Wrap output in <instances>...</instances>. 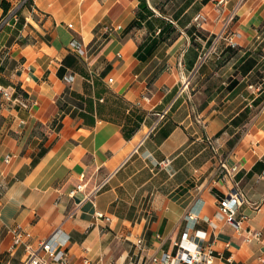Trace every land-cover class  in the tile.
Listing matches in <instances>:
<instances>
[{
  "label": "crops",
  "instance_id": "0c3cea01",
  "mask_svg": "<svg viewBox=\"0 0 264 264\" xmlns=\"http://www.w3.org/2000/svg\"><path fill=\"white\" fill-rule=\"evenodd\" d=\"M28 4L26 22L19 17L0 30V86L29 103L20 110L0 102V264H22L27 246L37 250L56 232L57 240L68 238V264H128L133 257L153 264L152 257L175 253L188 213L207 233L213 264H258L262 248L221 218L218 200L235 186L244 199L236 218L245 216V227L264 240V0L201 3L196 15L205 22L175 25L178 38L145 62L135 58L145 38L124 34L138 0ZM99 32L108 42L89 55ZM227 32L242 50L220 67L212 58L200 62L210 36ZM101 63L110 66L104 79L96 73ZM101 81L115 102L104 99ZM71 92L91 100L92 112L81 116L74 100L64 101ZM221 163L236 168L233 178L221 179ZM16 228L30 237L11 250Z\"/></svg>",
  "mask_w": 264,
  "mask_h": 264
},
{
  "label": "built area",
  "instance_id": "2783aa9c",
  "mask_svg": "<svg viewBox=\"0 0 264 264\" xmlns=\"http://www.w3.org/2000/svg\"><path fill=\"white\" fill-rule=\"evenodd\" d=\"M29 0H21L20 5L24 6ZM222 3V1H221ZM203 19L204 17L201 16ZM18 15L15 11L14 6L10 7L9 10L3 14L0 19V30L3 27H8L11 24L15 25L18 22ZM71 28V25L68 26ZM117 31L121 29L120 26L115 28ZM107 32H110V28H107ZM230 45L235 47V44L230 41ZM71 49L74 50L78 57L85 55L84 50L80 44L73 42ZM201 61V57L199 58ZM66 81H72L71 77H66ZM108 83H112V79L109 78ZM146 99V98H143ZM0 102L7 103L12 108L25 110L29 109V103L27 99L22 97L12 88H3L0 86ZM1 106V104H0ZM1 109V107H0ZM167 112L157 114V121L151 126V131L154 130L160 122L166 117ZM8 162V157H6ZM236 168L228 170L223 163L219 165V173L221 179L233 178ZM101 188L98 187L96 192ZM82 186H77L70 195H73L76 191H80ZM244 202L241 192L234 186L231 187L227 196L218 200L219 215L225 219V222L233 227L235 233L242 236L244 242L260 245L262 253L258 257V264H264V240L262 233L255 230H250L245 227L246 217L241 215L236 218L237 208L240 207ZM97 219L108 218L100 212H95ZM183 220L185 222V231L181 235L180 239L174 243L176 251L174 254L163 253L160 257H152L151 262L153 264H213L214 251L212 245L207 242V233L196 229V218L191 213L184 215ZM57 233L52 235L48 240L42 241L39 244L37 250L30 247H26L27 255L22 264H68V252L66 250V244L68 238L64 235L61 236L60 240H57ZM30 235L27 232H21L17 228L12 230V248L15 249L17 246L22 244L23 239H28ZM136 253H140L143 250V242L138 239L134 244ZM83 264H95L88 258L83 259ZM128 264H135L134 257L130 258Z\"/></svg>",
  "mask_w": 264,
  "mask_h": 264
},
{
  "label": "rangeland",
  "instance_id": "374dc122",
  "mask_svg": "<svg viewBox=\"0 0 264 264\" xmlns=\"http://www.w3.org/2000/svg\"><path fill=\"white\" fill-rule=\"evenodd\" d=\"M201 1L202 0H195L196 3L193 6V8L189 11V14L181 17V15H182L181 10L185 6L187 0H146L147 4L149 6H151L152 10H154V13L157 17L163 16L167 20H173L174 25H177L178 28H181L182 27L181 25H185L187 23H189L192 27L194 25V26H196V28H199V27H197V24H199L200 22H202V23L205 22V20L201 17V15H196V13H197L196 11L199 9V7H200L199 5L201 4ZM20 2H21V0H16V2L13 4V6L15 8V11H16L18 17H20L22 22H26L22 12L24 10V7L29 8V4L27 2L24 6H21ZM176 17L177 18L181 17V18L179 21H174L177 19ZM192 21H193V23H192ZM192 27H190V28H192ZM259 30H260V27L258 28V34L260 35L261 30L260 31ZM132 31H133V34L139 33L138 34L139 38H146L147 37V29H145V28H141L139 30L134 29ZM199 34L200 33L196 32V35H199ZM229 35H230V32H227L224 35L218 34V35L210 36V41H209V43L206 44L205 49L203 50V53L206 52V54L201 55L202 59L200 62H203V61H206V60H209L212 58V60H214L215 67H220V66L224 65V61L226 60V58L238 53L239 50H242L237 45L235 47H232L230 45V40H229L230 38L228 39ZM215 38H218L220 40V43L211 45V47L208 48L210 46L211 41ZM226 38L228 39V41L225 40ZM108 39H109V37L107 36V34H105L104 32L103 33L99 32L96 36L95 41L88 48L89 55H95L104 46V44L106 42H108ZM226 44H229V45L227 47H225ZM226 52H228V53H226ZM255 52L256 53L261 52L260 48H257V50ZM224 54H225V56H224ZM262 54H263V52H262ZM108 68L110 69V66L107 63H101L96 68V70H97L96 73H98L100 75L101 79H104L110 73V70H108ZM256 77H258V75H256ZM255 82H257V78L255 79ZM146 83L148 84V78L146 79ZM101 86L104 88V90H106L108 92V94L106 96H104V99L108 98L110 100H113V102H115V99H112V97L110 96V93L112 92L111 89L109 87L107 88V86L105 85V83L103 81H101ZM114 114H116V113H114ZM115 117L117 119V115ZM229 141L230 140L227 141V144H229ZM234 141H235V139L231 140V142H234ZM205 143H206V141H205ZM200 144H203V143L200 142Z\"/></svg>",
  "mask_w": 264,
  "mask_h": 264
},
{
  "label": "trees",
  "instance_id": "16d2710c",
  "mask_svg": "<svg viewBox=\"0 0 264 264\" xmlns=\"http://www.w3.org/2000/svg\"><path fill=\"white\" fill-rule=\"evenodd\" d=\"M139 4L135 14V18L130 22V24L124 30V34H128L132 30H139L141 28L147 29V37L145 41L137 47L135 52V58L140 62L147 61L153 53L162 46H167L172 43L179 36V32L174 25L173 20H167L163 16L157 17L152 9L149 8L146 0H138ZM195 0H187L185 6L182 8L181 12L183 13ZM208 0H202L201 3L205 4ZM0 7L3 10V14L6 13L10 4L5 0H2ZM177 18V17H176ZM178 19V18H177ZM174 20V21H177ZM68 60V61H67ZM64 62L69 64V59H65ZM105 74V73H104ZM69 100L75 101L74 105L76 109H79V115L84 116L83 111L88 113L92 112V102L88 98H85L83 95L76 94L71 92L69 96H64V101L68 102ZM67 104L60 107V110L63 111L66 108ZM69 110H67V113ZM77 110H74L71 113V116L75 114ZM140 121V118H137ZM138 125L133 129L129 130L126 134V138H129L136 130ZM233 142L229 141V145L232 146Z\"/></svg>",
  "mask_w": 264,
  "mask_h": 264
}]
</instances>
